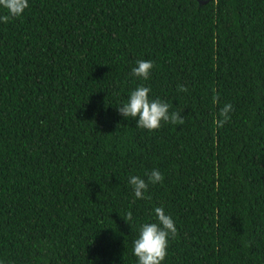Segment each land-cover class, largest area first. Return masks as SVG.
Listing matches in <instances>:
<instances>
[{
	"label": "trees",
	"instance_id": "16d2710c",
	"mask_svg": "<svg viewBox=\"0 0 264 264\" xmlns=\"http://www.w3.org/2000/svg\"><path fill=\"white\" fill-rule=\"evenodd\" d=\"M140 84L178 119L124 118ZM157 206L177 227L163 264H264V0H29L0 23V258L136 264Z\"/></svg>",
	"mask_w": 264,
	"mask_h": 264
},
{
	"label": "clouds",
	"instance_id": "9594fccd",
	"mask_svg": "<svg viewBox=\"0 0 264 264\" xmlns=\"http://www.w3.org/2000/svg\"><path fill=\"white\" fill-rule=\"evenodd\" d=\"M29 7V0H0V23H7L10 19L20 17ZM151 60H139L132 68L131 75L147 81L153 69ZM180 91H187L184 85H179ZM151 87L140 84L132 89L126 100L117 106L124 118L131 117L135 125L149 131L158 129L163 122H175L178 113H170V105L166 101L152 97ZM232 104H225L220 110L221 119L218 124L222 126L231 118ZM147 179L140 175H129L128 184L131 186L135 198L144 199L149 184L160 183L164 179L163 173L153 168L146 173ZM155 222H144L139 225L138 234L132 240V254L136 264H163L167 255L170 237L177 232L173 217L162 206L154 208ZM129 224L134 222L132 212L123 217ZM0 264H9L0 258Z\"/></svg>",
	"mask_w": 264,
	"mask_h": 264
}]
</instances>
